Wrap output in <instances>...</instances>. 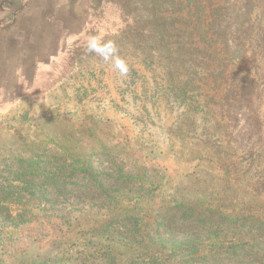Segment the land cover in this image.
<instances>
[{
    "label": "rangeland",
    "instance_id": "1",
    "mask_svg": "<svg viewBox=\"0 0 264 264\" xmlns=\"http://www.w3.org/2000/svg\"><path fill=\"white\" fill-rule=\"evenodd\" d=\"M143 1L0 0V264H264V0Z\"/></svg>",
    "mask_w": 264,
    "mask_h": 264
},
{
    "label": "trees",
    "instance_id": "2",
    "mask_svg": "<svg viewBox=\"0 0 264 264\" xmlns=\"http://www.w3.org/2000/svg\"><path fill=\"white\" fill-rule=\"evenodd\" d=\"M169 0H144L143 1V3H146V2H149L150 4L149 5H151L152 7H154L155 8V6H156V9L155 10H157V14H154V15H156L157 16V19H159V21H154V27L156 28V29H160V28H162V27H167V28H170V31H169V35L167 36L168 38L171 36L172 38L175 36V35H177V38H181L182 37V35H181V30L180 29H175V21L174 20H170V19H168V18H166V17H168V16H163L162 15V13H165V15H166V11L165 10H161L160 9V7H164L162 4H166L167 2H168ZM142 6H143V4H142ZM166 10H167V8H166ZM143 12V11H142ZM159 14H161L162 16H160L159 18H158V15ZM149 15L150 16H154L153 14H151V13H149ZM164 17L166 18L165 19V21H163L162 22V20H164ZM156 24V25H155ZM8 27V26H7ZM152 29V28H151ZM151 32H152V30H150ZM157 31H159V30H157ZM162 31V30H161ZM164 32H166V30L164 31ZM164 32L162 33V35L164 34ZM161 33V32H160ZM161 35V34H160ZM161 35V36H162ZM160 42H163V39H160L159 40ZM182 45V44H181ZM166 46H167V44H165V47H164V49H166ZM177 58H179V57H177Z\"/></svg>",
    "mask_w": 264,
    "mask_h": 264
}]
</instances>
